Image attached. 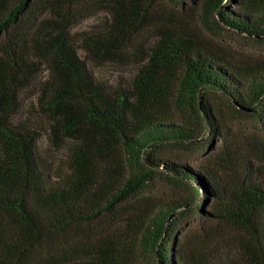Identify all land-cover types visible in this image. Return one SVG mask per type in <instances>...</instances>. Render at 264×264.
I'll return each instance as SVG.
<instances>
[{
  "label": "trees",
  "instance_id": "obj_1",
  "mask_svg": "<svg viewBox=\"0 0 264 264\" xmlns=\"http://www.w3.org/2000/svg\"><path fill=\"white\" fill-rule=\"evenodd\" d=\"M82 1L0 0V264H125L113 240L70 245L65 234L141 196L157 177L188 195L137 213L129 259L213 264L208 254L181 247L178 218L193 214L239 229L242 264H264L261 184L246 177L234 183L212 167L160 152L197 141L195 124L181 119L189 111L224 141L216 97L242 114L264 109V65L239 68L181 24L160 29L130 81L112 85L92 66L123 58L141 37L148 7L113 0L106 21L73 33L95 13ZM235 4L202 0L196 22L263 42L264 0ZM30 89L34 111L17 118ZM43 132L55 148L68 143L60 173L39 150Z\"/></svg>",
  "mask_w": 264,
  "mask_h": 264
},
{
  "label": "rangeland",
  "instance_id": "obj_2",
  "mask_svg": "<svg viewBox=\"0 0 264 264\" xmlns=\"http://www.w3.org/2000/svg\"><path fill=\"white\" fill-rule=\"evenodd\" d=\"M201 1L144 0L148 10L138 42L128 48L122 59L93 64L92 70L98 77L112 85L119 82L128 83L140 66L143 53L146 54L149 45L156 40L158 31L162 28L177 29L181 24L193 29L195 38L208 44L220 57L239 68L248 70L264 65V41L257 42L226 29L217 30L212 26L197 24ZM230 1L225 0L231 8H235L237 0ZM112 2L113 0H83L80 5L91 7L95 13L77 23L72 32L88 30L106 21ZM79 53L83 57V52ZM45 77L46 72L43 71L34 85L43 81ZM34 94L35 90L31 89L24 92L22 108L17 112V118L32 114L35 108ZM216 98L213 99L214 107L218 109L217 116L222 128L225 149L222 139H217L214 135L212 137L208 129L203 128L200 123L201 115L189 111L181 119L195 124L199 138L189 145L165 147L160 151L161 155L181 164H203L212 167L234 183L246 177L264 188V127L261 122L264 118V109L242 114L227 106L222 98ZM38 146L41 154L52 164L54 172H62L66 163L68 143H64L60 149L55 148L50 143L49 135L43 132ZM187 195L188 192L184 189L157 177L147 185L141 196L115 206L99 222L71 228L65 236L69 237L67 241L71 242L70 245L82 240L99 245L111 239L118 245L116 249L118 260L125 264H146L147 259L143 255H139L138 259L128 258L131 257V251L135 253L128 243L131 235L136 233L133 223L136 222L137 213L145 208L152 209L160 204L184 199ZM198 201L199 198L195 203ZM208 202H212L210 196ZM195 203H190L187 208ZM175 232L181 237L182 248L189 247L208 254L212 257L213 264L243 263L239 252L240 246L235 244L241 232L232 225L208 223L199 216L190 214L178 218Z\"/></svg>",
  "mask_w": 264,
  "mask_h": 264
}]
</instances>
